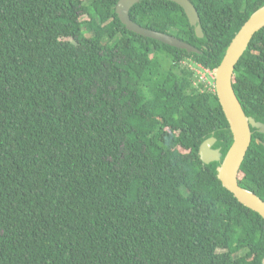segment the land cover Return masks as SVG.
Segmentation results:
<instances>
[{"label":"trees","instance_id":"1","mask_svg":"<svg viewBox=\"0 0 264 264\" xmlns=\"http://www.w3.org/2000/svg\"><path fill=\"white\" fill-rule=\"evenodd\" d=\"M119 1L0 0V264H264L263 217L200 157L233 134L198 81L264 0H191L203 38L172 1L131 9L201 54L129 31ZM234 89L264 123V29ZM252 132L240 185L264 201Z\"/></svg>","mask_w":264,"mask_h":264},{"label":"water","instance_id":"2","mask_svg":"<svg viewBox=\"0 0 264 264\" xmlns=\"http://www.w3.org/2000/svg\"><path fill=\"white\" fill-rule=\"evenodd\" d=\"M145 0H120L116 12L126 28L137 35L156 40L173 48L186 50L190 54H201V51L180 39L144 28L135 23L130 16L131 9ZM181 6L195 28L199 38L204 37L201 18L191 0H167ZM264 29V6L256 11L241 28L227 49L222 64L215 71V88L220 105L233 134V144L224 157L222 148H215L217 139H207L200 148V157L204 164L221 163L218 176L223 186L245 207L260 214L264 219V201L255 193L240 185L241 168L253 141L252 129L264 135V123L254 117H248L235 92V73L237 66L248 50L255 35ZM258 144L264 143L261 140Z\"/></svg>","mask_w":264,"mask_h":264},{"label":"rangeland","instance_id":"3","mask_svg":"<svg viewBox=\"0 0 264 264\" xmlns=\"http://www.w3.org/2000/svg\"><path fill=\"white\" fill-rule=\"evenodd\" d=\"M87 18V17H86ZM85 18V19H86ZM199 74L204 78V79H207V81L208 82H210L211 83V85L210 84H208L205 80H203V79H201L200 77L198 78V81L199 82H202V83H205L207 86H208V88L209 89H213V86L214 85H212V84H215V75L214 74H211V73H201V72H199ZM210 79V80H209ZM215 88V87H214Z\"/></svg>","mask_w":264,"mask_h":264},{"label":"built area","instance_id":"4","mask_svg":"<svg viewBox=\"0 0 264 264\" xmlns=\"http://www.w3.org/2000/svg\"><path fill=\"white\" fill-rule=\"evenodd\" d=\"M199 72H203V71H199ZM203 73H211L210 71H205V72H203ZM211 74H213V73H211ZM202 79H204L203 77H202ZM205 81H207V79H204Z\"/></svg>","mask_w":264,"mask_h":264},{"label":"clouds","instance_id":"5","mask_svg":"<svg viewBox=\"0 0 264 264\" xmlns=\"http://www.w3.org/2000/svg\"><path fill=\"white\" fill-rule=\"evenodd\" d=\"M211 73H213L214 75H215V71L214 72H211ZM201 79H202V77H200ZM204 80V79H203Z\"/></svg>","mask_w":264,"mask_h":264}]
</instances>
